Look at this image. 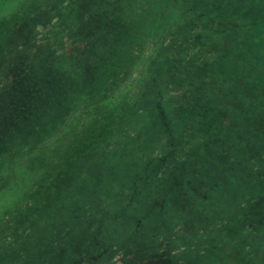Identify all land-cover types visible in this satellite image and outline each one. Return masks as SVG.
<instances>
[{"label": "trees", "instance_id": "trees-1", "mask_svg": "<svg viewBox=\"0 0 264 264\" xmlns=\"http://www.w3.org/2000/svg\"><path fill=\"white\" fill-rule=\"evenodd\" d=\"M164 4H166L168 9L175 6V10L171 13L172 16H170V13L168 15L165 14L166 19L169 20L162 24L163 16L161 14H153L151 11L145 12L142 18L136 20V36L133 40L123 38V34L120 31L121 25L117 26L114 24L110 25L112 26L111 30L115 32L114 34L112 33L113 37H107L105 40L99 37L90 39V37L84 35V30H82V33H76L70 29H67L64 33L62 32L58 38V41L61 40L60 43H53L58 45L57 48H62V45L66 43V39L76 42L84 41L82 39L84 38L88 42L86 48L77 49L80 55H75V58L61 52H53L54 54L50 56L43 55V48L46 45L52 48L51 36L55 32H57L56 35L60 33V28H62L61 22L55 20V17L67 18L66 22H69L74 17H81V20L88 21L90 11L95 7L91 0H59L55 3H48L47 0L38 1L35 5L24 9V15L22 14L21 20L17 22V24L21 22V25H18V30L11 35L15 40L18 39L21 44L13 46V43L6 42V38L4 39L5 41L3 40V44L0 42V65L1 61H4L9 66L8 63L12 61L16 62V64L20 63L18 68L23 69L22 62H27L23 72L17 75L12 82H26L27 88H34L37 93L35 100L27 108H24L21 100L26 96L23 92L16 90V88L15 91H18V93L14 92L12 89L15 86L8 91H5V88L0 86V90L4 94V109L10 107L6 106V104L9 105L11 101L15 102L20 99V103L15 105V110L20 115L26 114L23 115L24 123H26L25 116L28 114L33 123L32 131L40 126L39 122H36L37 119H40V124L43 126L40 129H46L51 133L56 126L58 130L61 124H67L65 121L70 117V114H74L75 111L81 112L78 119L74 118V121L68 126V129L71 130L72 128L76 131V134L73 133L72 136L74 137L75 134V137L71 140L65 136L68 142L66 144V152L62 153L59 159V164L62 166L60 165V169L56 170L57 172H54V170L49 173L41 172L45 182L51 179L54 173L59 174L58 177L60 178L63 175L62 171L65 173L63 165L66 162L64 159L72 163L75 158H79L87 152L94 144L96 138L102 136V134L104 135L106 129L112 128L111 121L115 118L119 122L124 120V117L121 116L122 110H125L128 113L127 115L134 111L129 109L134 102V97H137L134 96L133 90H135V84H137V79L140 74L142 75V72H148L149 70L159 71L160 68L167 66L173 69L180 67L183 69L181 72L178 70L181 79L184 73L187 74L184 79H193V82H181V87L175 86L181 93H170L173 95L172 101L173 99L175 101L172 106H167L168 104L166 103L162 104L163 101L160 96L157 101L158 104L155 103L153 107L154 115H159V118L154 121L153 125L155 127H153V130H160V135L158 136L160 139L162 138L164 144H162L161 155L150 157L149 163L147 162V165L152 168L151 173L146 175L148 177L144 179L149 178L151 185L153 183V190L143 202L144 206L142 203L141 212L143 213L142 219L149 220V222L144 219L142 222L140 217L136 219V224L130 230L131 232H128L126 231L127 229L123 230L122 223L126 222H122L123 217L120 219V216H113L111 212H108V214L105 213L103 215V221L99 218L96 223L95 210L103 202L95 201V198L91 196L92 192H81L82 195L85 194L84 205L83 203L79 204L80 206L77 205L75 209L70 208L71 206L65 207L64 211L57 213L61 215L62 212L66 211V218L63 215L65 218V228L63 229L69 234H67L65 239L73 241L77 239L75 242L67 241L72 244V247L68 248L69 253L67 252L72 256L70 264H117L121 260L124 261V257L120 256L121 253L122 256L126 254L127 264H139L140 260L138 257L140 252L138 248L141 247L143 249V244L147 245V248L150 245L158 246L160 257L167 255L168 252L172 253L173 250L176 251L177 244L173 243L172 238L179 239V237L187 235L185 234L187 222L184 220H188L190 210L198 208L197 210L208 213L210 210H219V204L223 205V203L213 197L212 191L219 190L221 178L216 177L217 174L226 175L228 174L226 170L229 171L230 169L233 174L251 173V175L255 176L258 173L261 175L256 182H253L249 197L248 195L243 199L238 196L235 197L238 204L243 202L239 208L246 207V217H236L235 213L232 212L233 210H231L234 207V199L230 197L231 199H228L229 202L226 206L222 207L226 211L223 213V218L216 220L209 233L207 229H203V226H196L197 234L195 236L199 237L197 245L200 247L201 243H204L202 247L204 248L205 245V248L208 249L212 243L211 237L217 238V236L229 234L233 241H230V245L236 246L237 240L233 232L244 234L250 231L249 234L243 235L250 238L253 232L259 233L261 225L264 226V174L262 173L264 166L259 162L264 160V151L260 150L258 158L259 150L257 148H259V144L253 146L241 145L239 143L236 144L234 140L235 132L238 134L242 132L248 120L250 113L249 98L254 93L252 91L254 88L250 87V85L251 82H258L257 77L255 79L249 78L246 70L244 73L241 71L242 74L239 75V69L231 70L230 67L224 66H218V70H205L202 76L199 77L196 69L183 68L182 64L177 66L171 64L175 62L173 59L176 54H179L178 45L185 40L188 42L185 56L189 58L194 57V52L190 54V46H198V49L205 48L211 54L220 56V60L225 58V55L231 57L226 46V43L230 42L237 43L236 50L237 52H244L243 56H247L248 53L259 52L260 45H264V38H261L260 35H255L254 32L256 26L264 28V4L262 0H167ZM164 4H161L160 7H164ZM142 8L148 9L146 6H142ZM39 22L42 23V28L47 31V34L42 35L44 33L42 30L31 26V23L36 24ZM107 23L110 24L109 22ZM24 31L26 33L23 35L22 32ZM5 35L6 33L0 36L3 37ZM222 35H227L228 37H221ZM35 40L42 44L41 48L37 46ZM117 41H119V44L116 43ZM204 43L205 47L203 46ZM24 44L26 45L23 46ZM28 45L33 46V51L27 49ZM168 45L172 47L171 51L168 49ZM149 47H153V50L149 51ZM124 49H127L128 52H124ZM89 54H92L93 58H89L91 57ZM36 55L40 56V58L36 59ZM135 55L141 56L139 69L129 64L130 60L135 58ZM26 56L29 57L26 58ZM147 56L153 57L150 62L153 65L150 63L144 64ZM70 58L72 59L69 60ZM165 60L167 62L162 64ZM128 65H130L131 71L124 75L118 86L113 84V79L118 76L121 67ZM54 68L59 69L55 70ZM37 70H39V74L35 72ZM163 74L161 77L157 73L155 79L163 81L162 79L169 73L165 72ZM57 77L64 88L51 84L53 86L48 89L47 82H56L55 79ZM153 78L151 80H154ZM168 80V82H174L173 80L176 79L171 75ZM142 81L146 82L143 76ZM164 81L167 80L165 79ZM234 82H244V86L246 85L243 95L236 99L234 96L237 94L235 91L237 88ZM254 85L258 86L259 84L255 83ZM179 94H183V97L176 99ZM46 100L47 102L52 101V103L46 105L47 102H44ZM262 106L263 104L259 103L254 105V108L260 109ZM135 109L137 111L136 107ZM237 110L242 112L241 116H237ZM40 114V118L35 117ZM256 115L258 114L256 113ZM0 117L4 118L1 114ZM254 122L256 121L254 120ZM7 124L12 125V122L7 121ZM40 138V136H36V139ZM66 140L63 139V142ZM44 143L46 144V142H42L41 145H44ZM227 149H230L229 156L222 157V153L227 151ZM238 149L245 156V159L241 161L236 158L235 152ZM194 150H198L199 154L193 152ZM256 150L257 153L253 154L252 152ZM178 152H181L185 157L180 159V162L175 160V165L168 166V162L174 161ZM192 153L197 156V159L192 160L189 158ZM248 153L250 155L246 158ZM4 157V154L0 155V162ZM161 160L164 163H161ZM185 161L187 162L183 164ZM255 163L259 164V166L253 168V165H256ZM202 164L203 166H201ZM150 174L151 176H149ZM200 174H208L209 178L199 180L197 177ZM168 176L183 180L178 181L176 185L169 186L167 183H171V178H168ZM135 182L136 184L138 183L134 180L126 188L124 187L125 198L131 197V200H133L136 195L142 193L136 194L141 184L139 183L134 187ZM207 183H209V187H207ZM195 184L201 185V188H197ZM227 191H229V188H227ZM196 195H200L198 196L201 201L199 204H197L198 201L192 200ZM246 200H249V202L247 203ZM61 201H63L62 198ZM60 202L57 201V204ZM158 203H163L165 209H161L164 215H161L162 217L155 221L153 212L156 211ZM217 206L218 208H216ZM80 208H83L82 212L77 213L76 210ZM68 210H71V213ZM172 211L175 212L172 217L176 218V224L178 225L172 227L173 232L169 234L166 227L163 228V221H166L165 219ZM253 213H256L257 217L255 219L252 216ZM129 220L133 223L131 219ZM153 220L154 222L151 224L150 221ZM35 222H37L35 219L29 221V223ZM21 224L20 222L15 227L14 233H12L13 237L18 235ZM127 225L130 226V224ZM143 225L144 228L142 227ZM155 225L160 226L161 232L154 228ZM54 229L55 227H51L47 232L50 234L49 237L51 239L56 236L52 232ZM212 229L215 235L212 234ZM70 230L73 231V238H68ZM147 230H150V232L153 230V233L158 234V238H153L154 242L152 244L149 241L148 244L146 242L138 244L140 237L144 235L143 231ZM122 232H128L129 234H125L127 237H131L135 232L136 241H123L121 237L124 234ZM140 234L142 235L138 237ZM9 235L11 233H8L4 239H8ZM249 240L250 242L252 241L251 239ZM48 241L47 249L49 250L55 244L53 240L49 241V243ZM157 242L159 245H157ZM249 243L247 242L246 245ZM164 245H168L167 249ZM11 251V253L14 252L13 249ZM50 251H54V249ZM203 251H200L202 257L205 255L206 250ZM251 252H243V255L239 256L238 262L242 263L251 258ZM64 256L59 252L58 263L55 264H62ZM176 256H179L177 253H175L174 259L178 261ZM261 260L262 263L264 259ZM41 264L51 263L44 260ZM141 264H147L145 256L141 258Z\"/></svg>", "mask_w": 264, "mask_h": 264}, {"label": "rangeland", "instance_id": "rangeland-1", "mask_svg": "<svg viewBox=\"0 0 264 264\" xmlns=\"http://www.w3.org/2000/svg\"><path fill=\"white\" fill-rule=\"evenodd\" d=\"M38 1L40 2L43 0H0V35L4 33L7 35V37L6 35L3 37L0 36V42H2V44L5 38L7 39L6 42L13 43V46L21 44L18 39L15 40L11 35L18 30L17 26L21 25V22L19 24H17V22L21 20L24 9L35 5ZM47 1L48 3H55L59 0ZM91 1L95 7L90 11L88 21L81 20V17H74L69 22H66L67 18L55 17V20L61 22L62 28H60V33L56 35L57 32H55V34L51 36L50 41L52 44L60 43L61 40L58 41L59 34L62 32L64 33L67 29L75 31L76 33H82V30H84V35L90 37V39L99 37L105 40L107 37H113L115 32L111 30L112 26H110L113 24L117 26L121 25L120 31L123 34V38L133 40L136 36V20L142 18L145 12L151 11L153 14H161L163 16V24L169 20L166 19L165 14H171L175 10V6L169 7V9L167 8L166 4H164L167 0ZM262 3L264 4V0H262ZM161 4H164V7H160ZM142 6H146L148 9L142 8ZM179 10L181 11V9ZM170 16H172V14ZM44 20L47 21L48 19ZM31 26L42 30L44 32L42 35L47 34V31L42 28L41 22L36 24L31 23ZM24 33L26 32H22L23 35ZM254 34L264 38V28H258L256 26ZM221 37L228 36L222 35ZM82 39L84 41L76 42L66 39L65 45L63 44V47L61 46L62 48H57V44H53L52 48L46 45L43 48V55L46 54L50 56L56 52H61L75 58V55L79 54L77 49L87 47V40L84 38ZM35 42H37L39 48L42 47V44L39 43L38 40H35ZM170 42L173 43L172 40H170ZM116 43L119 44V41ZM187 44L188 42L185 40L178 45L179 54H176V57L173 59L175 62L171 63L172 65L177 66L182 64L183 68L196 69L199 77L202 76L205 70H218V66L230 67L231 70L239 69V75L246 70L249 78L255 79L257 77L258 82H251L250 85V87L254 88L252 89L254 93L252 97L249 98L250 113L248 120L242 132L239 134L235 132L236 136L234 140L236 144L239 143L241 145L246 144L253 146L259 144V148H257L259 150V158L260 150L264 151V45H260L258 49L259 52L248 53L247 56H243L244 52H237L236 42L226 43L231 57L225 55V58L220 60V56L217 54H211L205 48L198 49V46H190V54L194 52V57L189 58L185 56L187 54L185 51L188 49ZM25 45L26 44L23 46ZM203 46H206L205 43ZM27 49L33 51V46L28 45ZM168 49L171 51L172 47L169 46ZM148 50H153V47H149ZM126 51L127 49H124V52ZM90 55L91 57L89 58H93V55L89 54V56ZM27 57L29 56H26V58ZM39 58L40 56L36 55V59ZM152 58L153 57L147 56L144 60V64L150 63ZM71 59L72 58L69 60ZM166 62L165 60L162 64ZM8 64L9 66L4 61H1L0 67L2 70L0 71V86L5 88V91L15 86L12 89L14 92L18 93V91H15V88L23 92L26 97L21 101L23 102L24 108H27V106L35 100L34 98H36L37 93L34 91L35 89L31 87L27 88L26 82H12L13 79H16L17 75L23 72L24 68L27 66V62H22L23 69L18 68L20 63L16 64V62L11 61ZM129 64L139 69L141 66V56L138 57V55H135V58L131 59ZM150 64L153 65V63ZM54 69L58 70L59 68ZM178 70L181 72L183 69L180 67L173 69L167 66L165 68H160L159 71L149 70L148 72H142V75L140 74V77H137V84H135L136 87L135 90H133L134 96L137 97H134V102L129 109L130 111H134L127 115L128 113L122 110L121 116L124 117V120L119 122V120L115 118L111 121L110 124L112 128L109 130L106 129L104 135L102 134V136L96 138L94 144L87 152L79 158H75L72 163L64 159L66 162L63 165L65 173L62 171L63 175L60 178L58 177L59 174L54 173L51 176L52 178L46 182L45 178L41 176V172L49 173L50 171L53 172V170L57 172L60 169L61 164H59V159L61 154L66 152V144L68 143L65 136L71 140L76 134V131L72 128L69 130L68 126L74 121V118L78 119L81 112L75 111L74 114H70V117L65 121L67 124H61L58 130L56 126L52 133L46 129H40L43 126L40 124V119H37L36 122L38 121L40 126L32 131L33 123L32 120H30V115L27 114V116H25L26 123H24L23 115L26 114L20 115L15 110V105L20 103V99L15 102L11 101L9 105L6 104V106L10 107L4 109V94L0 90V114L4 116L3 119L0 117V155H5L4 159L0 162V264H41L44 260L46 262L50 261L51 264L54 262L55 264L58 263L59 252L63 254V256L66 255L63 258L62 264H70L72 256L68 254V248H71L72 244H69L67 241L73 240L65 239L67 234H69L63 229L65 228L64 219L66 218V211L62 212L61 215L57 213L59 211H64L63 209L65 207L71 206L70 208L75 209L77 205L80 206L79 204L85 201V194L82 195L81 192H92L91 196L95 198V201L103 202V204L98 206L95 210L96 223L99 218L103 221V215L105 213L108 214V212H111L113 216H120V219L123 217L122 222L126 221L122 223L123 230L127 229L126 231L131 232L130 230L133 229L136 224V219L140 217V219H142L143 213L141 212V205L145 199L148 198V194L153 190V183L151 185L149 178L144 179L148 177L146 175L151 173L152 168L150 165H147V162L149 163L150 157L161 155L163 149L162 144H164L162 138L160 139L158 136L160 135V130H153V127H155V125H153L154 121L159 118V115H154V104H158L157 101L161 96V100L163 101L162 104L166 103L168 104L167 106H172L175 101L174 99L172 101L173 95L170 93H181L175 86L181 87V82H193V79H184V76H187L186 73H184V76L182 74L181 79ZM130 71V65L121 67L118 76L113 79V84L118 86V84L121 83L119 81H122L124 75ZM35 72L39 74V70ZM165 72L169 74L165 75L162 79L163 81L155 79L157 73L162 77ZM171 75L176 79L173 80L174 82H168ZM142 76L146 82L142 81ZM152 77H154V80H151ZM165 79L167 81H164ZM55 80L56 82H47L48 89L50 86H53L51 84L56 85V87L61 86V88H64V86L59 83L58 77ZM255 83L259 85L255 86ZM234 85L237 88L235 90L237 94L234 96L236 99L243 95L246 85L244 86V82H234ZM182 97L183 94H179L176 96V99ZM44 102L46 103L47 100ZM48 103L51 104L52 101H48L46 105H49ZM259 103L263 104V106L260 109L254 108V105ZM256 113L258 115H256ZM236 114L237 116H241L242 112L237 110ZM35 117L40 118L41 114ZM254 120L256 122H254ZM7 121H11L12 125L7 124ZM109 132L113 133L111 134ZM73 133H75L74 137L72 136ZM36 136H40L41 138L36 139ZM63 139L66 141L63 142ZM42 142H46V144L44 143V145H41ZM149 144L151 145L150 147ZM43 146L45 147L42 148ZM200 149L202 151L201 147ZM229 151L230 149H227L221 156L226 157L227 155L228 157ZM193 152L199 154L198 150H194ZM250 153H248L246 158ZM252 153H257V150ZM179 154L181 155L178 156ZM235 154L238 161L245 159L241 150L238 149ZM178 155L175 156L174 161L168 162V166L171 167L175 165V160L180 162V159L185 157L181 152H178ZM189 158L195 160L197 156L192 153ZM185 160L187 159L185 158ZM160 162L164 163L163 160ZM186 162L187 161L183 164ZM259 162L264 166V160ZM255 164L253 168L259 166V164ZM201 166H203V164ZM226 171L228 173L226 175L217 174L216 177L221 178L219 181V190L215 192L212 191L213 197L220 203H223V205L219 204V210H210L208 213L197 210L198 208L190 210L188 220H184L187 222L185 228V234L187 235L181 236L179 239L172 238L174 241L173 243L177 244L176 251L173 250L172 253L168 252L167 255L160 257L158 246L150 245L147 248V245L143 244V249L141 247L138 248L140 252V256L138 257L140 260L139 264H141V258L144 256L147 264H264V261L261 263V259H264V226L262 225L259 233L253 232L250 238L243 236L249 234L250 231L244 234L233 232L237 240L236 246L230 245V241L232 240L229 234L217 236V238L211 237L212 243L208 249L205 248V245V249L202 247L204 243H201L202 245H200V247L197 245L199 237L195 236L197 234L196 226H203V229H207L209 233L210 228H212L216 220L223 218V213L226 211L222 207L226 206L230 197L234 199V207L231 209L233 210L232 212L235 213L236 217H246V207L239 208L240 205L242 206L243 202L238 204L235 197L238 196L242 199L245 198L246 195L249 197L253 182H256L259 179L258 177H261L258 173L253 176L251 173L233 174L231 169ZM262 173L264 174V169ZM208 174H200L197 178L199 180L208 179ZM149 176H151V174ZM168 178H171V183L174 182L172 184L167 183L169 186L176 185L178 181L183 180L177 179V177L175 178L174 176H168ZM143 179L144 181L142 182ZM134 180L138 182L137 184L136 182L134 183V187L139 183L141 184L136 194L142 193L136 195V197L131 200V197H129L130 199L128 197L125 198L124 187L126 188V186L129 185V183H133ZM195 186L199 189L201 188V185L195 184ZM209 186V183H207V187ZM227 188H229V191H227ZM203 192H205V190H203ZM198 196L196 195L194 196L195 198L192 199L198 201L197 204L201 202ZM61 198L63 201L60 202ZM57 201L60 203L57 204ZM246 202L248 203L249 200H246ZM84 204L85 203H83V205ZM177 207L179 208L178 205ZM163 208V203H158L156 211L153 212L155 221H158L159 218L162 217L161 215H164V213L161 212ZM216 208H218V206ZM101 209L105 210L103 211ZM82 210L83 208H80L76 211L77 213H81ZM68 212L71 213V210H68ZM32 214L34 215L31 216ZM63 215H65V218ZM174 215L175 212L172 211L167 219H165L166 221H163V228L166 227L169 234L173 232L172 227L178 225L176 224V218L172 217ZM252 216L254 219L257 217L256 213H253ZM37 217H39L38 220H36ZM32 219H35L37 222L29 223ZM129 219H131L133 223H131ZM143 219L142 222L145 220ZM154 220L150 221L151 224ZM145 221L149 222V220ZM20 222L22 223L20 225V231L16 237H13L12 233H14L15 227ZM127 224H130V226ZM158 225H155L154 228L161 232V228ZM51 227H55L52 232L56 235L52 237V239L49 237L50 234L47 233ZM142 227L144 228V225ZM128 232H122L124 234V236L121 237L123 241H136V233L134 232L131 237H127L125 234H129ZM143 232L144 235L142 237H140L142 234L138 236L140 237L138 244L142 242H146L147 244L150 242L152 244V242H154L153 238H158V234L153 233V230L152 232H150V230ZM8 233H11V235L8 236V239H4ZM212 234L215 235L213 229ZM68 238H73V231L70 232ZM249 239L252 241L250 242ZM48 240H53L55 244L53 245L54 247L49 250L47 249ZM75 241H77V239L73 242ZM247 242L250 243L246 245ZM157 245H159L158 242ZM167 246L164 245L165 248ZM12 249L15 253H11ZM53 249L54 251H50ZM203 250L206 251L205 255L202 257L200 251L204 252ZM249 251H252V257L239 263V256H242L243 252ZM175 253L179 255L176 256L178 261L174 259ZM120 256L122 258L124 257V261L121 260L117 262V264H127L128 259L126 258V254L122 256L121 253Z\"/></svg>", "mask_w": 264, "mask_h": 264}]
</instances>
